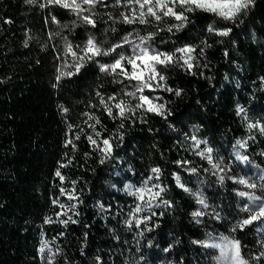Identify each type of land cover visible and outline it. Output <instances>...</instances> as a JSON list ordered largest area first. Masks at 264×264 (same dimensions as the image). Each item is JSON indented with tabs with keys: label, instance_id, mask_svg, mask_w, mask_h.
I'll return each mask as SVG.
<instances>
[{
	"label": "trees",
	"instance_id": "trees-1",
	"mask_svg": "<svg viewBox=\"0 0 264 264\" xmlns=\"http://www.w3.org/2000/svg\"><path fill=\"white\" fill-rule=\"evenodd\" d=\"M40 3L45 0L34 5L0 0V264H49L50 256L54 264H214L217 250L202 242L222 235L240 241L249 264H264V257L253 259L264 252L255 223L238 227L246 216L238 196L244 189L232 180L249 178L258 185L254 191L264 196V134L248 128L249 123L264 124V0H254L240 17L243 23L197 11L171 32L167 28L177 22L168 18L158 26L120 22V13L128 9L115 0L94 9L95 27L57 5L41 8ZM209 25L232 31L222 37L208 32ZM137 32H155L150 47L160 52L185 45L197 46L196 54L203 49L191 70L176 65L161 69L173 91H165L163 82V87L145 91L161 98L155 102L165 105L163 116L137 109L128 118L113 119L99 104L97 93L105 100L115 96L136 103L124 95L133 88L128 80L100 69L131 54L128 44L57 81L62 63L70 62L66 42L83 46L91 36L108 48L129 33L139 42ZM239 108L244 112L238 115ZM84 113L99 118L101 137L88 127L95 121ZM86 135L98 142L111 138V154H102ZM193 136L213 150L215 163L225 172L223 181L198 155ZM69 139L75 148L66 146ZM238 140L247 141L246 146L241 148ZM153 168L161 169L159 180ZM150 176L148 187L159 184L166 190L151 211L135 213L138 203L146 205L128 186L134 191ZM61 188L66 194L61 195ZM67 192L78 199L68 200ZM196 211L204 215L194 217ZM69 216L67 225L59 222ZM147 216L151 219L137 227L136 220ZM45 240L49 246L42 254Z\"/></svg>",
	"mask_w": 264,
	"mask_h": 264
},
{
	"label": "snow or ice",
	"instance_id": "snow-or-ice-1",
	"mask_svg": "<svg viewBox=\"0 0 264 264\" xmlns=\"http://www.w3.org/2000/svg\"><path fill=\"white\" fill-rule=\"evenodd\" d=\"M28 4H36L37 0H26ZM254 0H115L116 6H122L128 9L127 12L120 13V22L125 24H141L148 25L149 23H156L157 26L159 22H162L166 18L172 19L177 23L172 24L167 28L169 32L173 30V28L179 30L183 28L188 22L189 17L188 13L194 12H203L207 14H212L224 21L231 22L233 24L237 23L239 20L240 23L243 21L240 19L242 15H245L248 9L253 6ZM49 5H57L63 9L68 10L72 14H74L82 23L91 25L92 27L96 26V21L94 17L96 16V12L94 9L97 5H106L105 0H45V3H40L39 6L41 8L47 7ZM110 19H114L109 14ZM53 22L59 23L56 21L55 17H52ZM231 28H223L216 29L212 25H209L208 32L215 33L216 35L227 37L231 33ZM139 43H136L130 37L132 33H129L128 36L123 38L121 43L111 45L108 48H103L100 44H98L94 37L89 36L86 43L83 46L76 45L75 48L70 42H66L65 49L66 54H70L72 57V64L70 67L74 68V71H64L60 70V75L57 76V81H59L62 77H71L79 73L81 68L85 66L87 62H91L97 57L100 56H109L113 52L116 51L117 48H122L125 44L132 46V55L124 56L119 55L118 58L114 60L111 64H101L100 69L104 72H109V74L114 76H121L127 79L129 82H135L132 87L134 90L126 91L124 95L131 97L136 100L135 105L131 103V101H126L124 99H117L115 96L108 97L107 100L100 94L97 93V96L100 97L99 104L106 111L107 115L110 118L116 119L119 118L121 120L128 118L129 114L134 115L137 109H144L147 112H153L157 115L163 116L165 113V105L163 103H155L154 101H158L159 97H149L144 95L145 89L150 91H154L155 88H159L162 86V82L164 85L165 91H173V89L166 86V77L163 75L161 69L167 68L172 65L180 66L182 68H186L187 70H191L195 65L194 62L198 60V56L203 55V49L196 54V47L193 45H185L183 47L177 48L173 52H160L150 47V41L156 35L155 32H150L147 35L141 36L139 33H135ZM206 43V42H204ZM227 55V53H225ZM194 74V73H193ZM123 82V81H121ZM137 93H140L138 96ZM177 96L180 95V91L176 90L175 93ZM115 103H111V102ZM146 106V107H145ZM95 107V105H92ZM113 109L116 110V114H113ZM65 112L68 109H64ZM244 109H238V115L243 113ZM85 116L88 117V120H94V124H88L95 134L96 137H101L102 134L96 131V125L100 124V120L98 117L90 113H84ZM247 119L246 116L243 117ZM87 123V121L85 122ZM70 125V129H71ZM120 127H123L121 123ZM249 130L258 129L261 134H264V124L257 123H249ZM83 132V129H81ZM76 140L80 139V135L77 134L75 136ZM86 139L94 145L102 154L110 155L112 152V143L111 138H103L99 142L97 139L93 138V135H86ZM122 140L123 137L121 136ZM194 141V146L199 147L201 143H206L205 141L197 140L195 136L191 138ZM241 148L245 147L247 141H237L236 142ZM101 144L103 147H101ZM72 145L73 148L76 145L73 143L72 139L67 140L66 146ZM212 149L205 148L203 151H200L198 155L202 158L206 159L213 168L218 169L219 164L213 162L212 158ZM238 159L247 160L246 156L239 157ZM103 162V160L101 161ZM177 163H180L179 161ZM67 165H62V167H66ZM152 173L155 174V178L159 180L161 169L153 168ZM195 172V169H192ZM56 176L60 177L61 181L65 178L61 175L59 169L56 171ZM221 181H223V176L220 177ZM152 180L150 176L147 180L143 182L142 187L132 190V186H128V191L131 195L137 197L138 201L144 203L146 207H141L138 203L134 212L140 213L142 211L148 210L151 211L153 207V202L158 201L161 198L163 192H165V188H163L159 184H153L152 187H148L149 182ZM177 184L180 187H184L183 184L180 183V179L176 177ZM239 184L244 185L248 189H256L258 185L256 183H250L248 180L244 178H240L236 181ZM73 185L75 181L72 182ZM153 189H158L157 191H153ZM185 191H190V189L185 188ZM61 195L66 194V190L64 188L60 189ZM194 196H197V203L201 205L203 208H208V204L205 199L197 193H193ZM241 197H247L251 202L250 208H245V211H248L250 214L247 219H244L238 227L243 228L246 225L252 224L254 221H258L264 219V197L256 196L252 192L241 191L238 193ZM68 200L73 201L78 198L72 194V192H67ZM147 197V199H146ZM54 204L58 203L57 200L53 201ZM163 204L170 205V201L164 200ZM61 209L65 208L64 204L59 205ZM159 206V204H156ZM75 208V204L69 206L68 210L71 211ZM78 214V213H77ZM59 215H67L66 212L58 213ZM155 215V213H152ZM194 217L204 215L203 212L196 211L192 214ZM219 218V217H217ZM72 218L69 216L66 220H60V223L67 225L68 221ZM133 219H136L135 215H133ZM151 219V216L143 217L142 219L136 220V226L139 227L141 223H145L147 220ZM47 222H52L51 218ZM75 223V221H72ZM129 225H131L132 221H128ZM151 231V229H148ZM204 247L219 249L218 260L225 261L227 264H249L247 260H245L242 256L241 246L239 240H228L224 239L222 243H209L208 241L202 242ZM49 246L48 241H43L42 246L40 248V252L43 254L45 249ZM51 251V249H49ZM56 253H52L54 256ZM261 257H264V252H261L259 256L253 257V259L259 261ZM49 264H54L52 261V257L49 258Z\"/></svg>",
	"mask_w": 264,
	"mask_h": 264
},
{
	"label": "rangeland",
	"instance_id": "rangeland-1",
	"mask_svg": "<svg viewBox=\"0 0 264 264\" xmlns=\"http://www.w3.org/2000/svg\"><path fill=\"white\" fill-rule=\"evenodd\" d=\"M133 40V39H132ZM136 43H139V42H137V41H135ZM75 48V47H74ZM65 53H66V49H65ZM67 55H69V58H70V62H63L62 63V65L60 66V69H63V70H65L66 68H70V66L69 65H71L72 64V57H71V55L70 54H67ZM132 55V53L131 54H129V55H124V56H131ZM73 68V67H72ZM127 80V79H126ZM135 82H130V85H131V87H132V85L134 84ZM161 87H163V85L161 86ZM155 89H157V88H155ZM132 90H134L133 88H132ZM132 90H130V91H132ZM148 89H145V91H147ZM145 91H144V95H146V93H145ZM148 91H150V90H148ZM137 95L139 96L140 95V93H137ZM148 96V95H147ZM155 102V101H154ZM156 103V102H155ZM146 107V106H145ZM199 147H200V151H203L205 148H209V147H207V146H202V143L199 145ZM211 155H212V153H211ZM212 158H213V155H212ZM213 162L215 163V160H214V158H213ZM214 169V171L215 172H217L218 173V175H221V176H225V175H223V174H225V172H224V170L222 169V168H218V169H216V168H213ZM240 178H243V177H240V175H237V176H235V177H233L232 178V180L234 181V182H236V181H238ZM244 179H246V180H248L250 183H256V182H254V181H251V180H249V178H244ZM242 185V184H241ZM242 187H243V189L244 190H241V191H245V192H252V193H254L256 196H259V197H264V196H261V195H259V193L258 192H256V191H254V189H248V188H246L244 185H242ZM240 191V192H241ZM239 193V192H238ZM239 196V195H238ZM239 201H240V206H241V208H242V210L246 213V216L245 217H243V219H242V221L244 220V219H247L248 218V216H249V212L248 211H245L244 209L245 208H250L251 207V202L248 200V198L247 197H241V196H239ZM253 223H255V225H256V230H257V232L260 234V235H262L263 237H264V219H261V220H258V221H254ZM224 239H228V240H232V239H235V237L234 236H232V235H229V236H225V235H222V236H215L214 237V239L212 240V241H210V243H222L223 242V240ZM236 240V239H235ZM217 250V253H218V256H219V249H216ZM217 256V257H218ZM214 264H227V262H225V261H221V260H218L217 258L215 259V262H214Z\"/></svg>",
	"mask_w": 264,
	"mask_h": 264
}]
</instances>
